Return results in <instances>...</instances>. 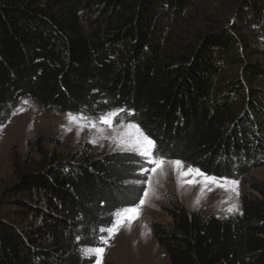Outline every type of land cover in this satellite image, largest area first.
<instances>
[{
  "label": "trees",
  "instance_id": "obj_1",
  "mask_svg": "<svg viewBox=\"0 0 264 264\" xmlns=\"http://www.w3.org/2000/svg\"><path fill=\"white\" fill-rule=\"evenodd\" d=\"M23 101L116 112L155 158L241 180L264 164V0H0V127ZM33 146L1 198L0 264H93L83 251L140 201V157ZM248 187L225 219L164 208L151 231L169 264H264V182Z\"/></svg>",
  "mask_w": 264,
  "mask_h": 264
},
{
  "label": "rangeland",
  "instance_id": "obj_2",
  "mask_svg": "<svg viewBox=\"0 0 264 264\" xmlns=\"http://www.w3.org/2000/svg\"><path fill=\"white\" fill-rule=\"evenodd\" d=\"M27 102L23 101L11 119L0 127V203L3 192L16 180L14 163L39 160L33 146L37 141L42 142L45 150L56 151L63 158L82 151L86 145H89L97 158L113 153H127L139 156L141 159L138 165V180L127 184L142 187L140 200L145 199V205L140 208V215L130 227L125 222L111 239H108L109 233L105 232L104 239H108V243L101 246L105 249L101 264H169L167 256L157 244L151 231L152 225L166 226L169 222V218L163 212L164 208L178 202L187 210L204 217L215 216L225 219L240 215L241 201L251 193L249 183L264 182V164L242 176L241 180L217 178L221 183L238 182L236 185L238 195L235 192L224 191L214 184L204 185L200 182L203 180L200 176L181 177L169 163L170 161H165L162 172L152 174L150 170L154 164L149 163L148 160L157 158L154 154L151 157L142 156L138 148H129V136L123 133L131 131L134 137L135 132L127 128L130 124L116 120L118 115L116 112H114L117 115L112 118L111 127L100 123V119H86L80 115H73L84 118L79 120V123L85 125L81 129L77 127V124L69 123L68 114L46 112L37 104ZM89 122L96 127H90ZM181 164L182 171L192 168L183 162ZM149 177H151V186L148 183ZM191 179L197 182L193 185L185 183ZM145 190L149 193L147 198L144 197ZM139 205L140 201L135 207ZM124 209L114 214L111 227L118 219L116 214ZM85 250L83 255L86 258H93V264H96L97 257L94 254L85 255Z\"/></svg>",
  "mask_w": 264,
  "mask_h": 264
},
{
  "label": "snow or ice",
  "instance_id": "obj_3",
  "mask_svg": "<svg viewBox=\"0 0 264 264\" xmlns=\"http://www.w3.org/2000/svg\"><path fill=\"white\" fill-rule=\"evenodd\" d=\"M25 103H28L25 101ZM116 113H109L105 116L100 117V123H103L104 125L111 127L112 125V118L116 116ZM84 119L83 117L77 118L71 114L68 116L69 123H75L77 124L78 128H83L85 127L84 124L79 123V120ZM89 126L92 128H95L96 125L92 124L89 122ZM129 130H134L135 135L133 137L132 132L128 131L123 133V135L129 136V141H128V146L129 148H138L139 152L142 156L145 157H151L153 155L152 149L155 147L154 142L147 136L145 135L139 127L136 125L130 124L127 126ZM149 163L154 164V167L150 170L152 174H156L158 171L162 172L163 166L165 161L163 159H149ZM174 168L179 172L181 177H187V176H200L203 177V180L200 181L204 185L208 184H214L218 188H222L224 191H231L235 192L237 195L239 194L236 188V185L238 182L236 181H225L224 183H221L216 177H208L205 176L204 173L200 172L198 169H192L188 168L187 171H182V164L180 161H170ZM197 181L195 179L187 180L185 183L188 185H193ZM149 186H151V177H149ZM231 185V187H229ZM210 190V189H209ZM203 191V189H202ZM149 195L148 191H144V197L147 198ZM145 199L140 200V205L139 207H133V208H127L124 209L122 212L117 213L118 219L115 221L113 227L108 228L106 231L109 233L108 239H111L112 236H114L121 227L124 226V223L127 222L129 227L131 226L132 222L138 218L140 215V208L145 205ZM229 211H232V209H229ZM101 231H105V229H101ZM108 239L101 238V243L102 244H107ZM105 249L104 247H97V248H90L85 250V255H92L94 254L97 257L96 264H101L102 256L104 253Z\"/></svg>",
  "mask_w": 264,
  "mask_h": 264
}]
</instances>
